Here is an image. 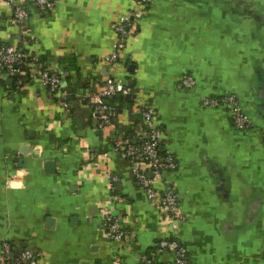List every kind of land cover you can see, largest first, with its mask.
Returning a JSON list of instances; mask_svg holds the SVG:
<instances>
[{
  "label": "crops",
  "instance_id": "0c3cea01",
  "mask_svg": "<svg viewBox=\"0 0 264 264\" xmlns=\"http://www.w3.org/2000/svg\"><path fill=\"white\" fill-rule=\"evenodd\" d=\"M53 1L48 15L30 9L24 43L0 0V42L38 54L61 76L69 102L64 111L41 83L0 79V240L13 248L11 259L33 250L43 264H140L163 235L158 211L113 151L141 120L134 95L112 99L120 110L108 136L87 102L111 77L148 93L164 126L179 164L168 178L186 218L178 238L192 264H264V0H158L114 64L115 24L135 0ZM185 75L197 81L192 91L178 89ZM227 93L237 95L251 130L203 105ZM109 172L120 177L114 192ZM109 205L130 222L128 244L106 237Z\"/></svg>",
  "mask_w": 264,
  "mask_h": 264
},
{
  "label": "built area",
  "instance_id": "2783aa9c",
  "mask_svg": "<svg viewBox=\"0 0 264 264\" xmlns=\"http://www.w3.org/2000/svg\"><path fill=\"white\" fill-rule=\"evenodd\" d=\"M158 0H135V7L127 15L121 16L115 24L117 44L115 51L107 59L110 64L126 58L128 43L134 31L146 20L150 9ZM13 9V22L21 29V41L26 42L29 34L25 29L32 7L42 15L52 13L55 7L53 0H7ZM26 71L32 72L31 80L41 83L51 94L58 107L69 111L67 92L62 88L61 76L43 63L42 58L25 45L16 46L0 42V79H13L17 86L25 85ZM100 84V91L90 94L89 108L98 114V130L108 136L107 128L116 124L119 117V106L112 103L118 96L134 95L133 110L141 120L133 137L116 138L113 151L129 165L131 176L136 186L145 194L148 203L152 204L159 213L160 223L165 230L154 243L153 247L143 255L140 264H192L187 247L179 240L178 233L186 218L182 213L180 195L172 180L168 178L179 168L176 158L165 148V129L159 122L157 110L151 97L144 90L136 91L126 85L116 83L111 77H106ZM197 81L192 75H185L178 85L181 91H192ZM203 105L206 108H223L239 131H249L253 128L251 119L241 107L235 94L227 93L221 97H205ZM264 141V133L262 134ZM100 166L101 160L94 162ZM89 163V164H91ZM90 166V165H89ZM108 188L114 192L120 177L112 172L106 176ZM116 200H122L116 198ZM128 223L115 213L109 205L103 213L102 226L106 237L120 245L128 244L131 239ZM0 264H43L41 256L33 250H26L16 258L11 259L13 248L2 243ZM169 259L162 260L165 256Z\"/></svg>",
  "mask_w": 264,
  "mask_h": 264
},
{
  "label": "water",
  "instance_id": "95a60500",
  "mask_svg": "<svg viewBox=\"0 0 264 264\" xmlns=\"http://www.w3.org/2000/svg\"><path fill=\"white\" fill-rule=\"evenodd\" d=\"M5 83L7 84H11L13 83V79H8L5 81ZM45 168H46V172L49 173V174H53L56 172V163L53 162V161H47L45 163ZM22 249L20 250H15V253L18 252V253H22ZM15 253L13 254V256H15Z\"/></svg>",
  "mask_w": 264,
  "mask_h": 264
},
{
  "label": "trees",
  "instance_id": "16d2710c",
  "mask_svg": "<svg viewBox=\"0 0 264 264\" xmlns=\"http://www.w3.org/2000/svg\"><path fill=\"white\" fill-rule=\"evenodd\" d=\"M134 32H138V30H135ZM29 50H31V49H29ZM126 64L129 65L131 63H130V61H128ZM31 77H32V72L26 71V76H25L24 80L25 81L31 80ZM14 82H15V84L17 86V81H14ZM21 88H23V87H21ZM131 103H132V107H133L134 106V101L133 102L131 101Z\"/></svg>",
  "mask_w": 264,
  "mask_h": 264
}]
</instances>
